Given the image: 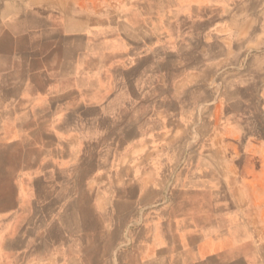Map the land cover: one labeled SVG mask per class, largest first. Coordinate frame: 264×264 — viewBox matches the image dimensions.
<instances>
[{
	"label": "crops",
	"instance_id": "0c3cea01",
	"mask_svg": "<svg viewBox=\"0 0 264 264\" xmlns=\"http://www.w3.org/2000/svg\"><path fill=\"white\" fill-rule=\"evenodd\" d=\"M111 1L114 18L98 23L0 6V187L16 189L0 211V264L97 260L103 226L49 227L40 241V203L77 187L97 218L107 203L124 221L114 264H259L207 208L221 201L202 162L215 149L200 141L215 137L218 75L264 59L249 52L264 45V0Z\"/></svg>",
	"mask_w": 264,
	"mask_h": 264
},
{
	"label": "rangeland",
	"instance_id": "374dc122",
	"mask_svg": "<svg viewBox=\"0 0 264 264\" xmlns=\"http://www.w3.org/2000/svg\"><path fill=\"white\" fill-rule=\"evenodd\" d=\"M14 1L0 0V6L4 8ZM20 1L27 3L30 10L34 8L47 10L50 6V9L60 13L65 9L70 11V18L74 22L87 19L88 23H98L99 15L103 13L108 14L111 20L115 16L111 11V0ZM9 18L10 16L6 17V20ZM121 20L125 21V17H121ZM73 44L78 45L79 41L74 40ZM249 48L250 54H255V59L258 56L264 58V45ZM221 73L214 85L218 120L215 137L213 140L200 141L201 149H215V155L202 157L204 158L202 162L215 165L213 173L209 175L219 185L216 188V195L221 201L209 204L207 208L214 214L216 221L226 225L224 227L229 228L247 245L250 260L264 264V91H258L259 79L264 77V59L256 60L255 66L241 76L233 73L231 69L224 75ZM183 158L184 163L190 161L187 156ZM197 158L200 157L194 156L193 160ZM15 190L11 186L0 187V211L11 205L8 201ZM72 191L73 194L67 203L58 201L63 198L60 189L56 191L57 203L50 205L40 203V214L43 218L39 231L41 243L45 240L44 235L49 227H55L57 233L67 228L72 232L81 230L95 233L103 226V238L98 241V245L101 243L104 251L95 253L100 254L98 259L89 260V264H114L117 254L109 250L113 244L112 233L119 231L124 224V221H118L113 217L116 205L107 203L100 205L103 211L101 214L105 217L102 221L97 218L95 206L86 203L90 197L83 195L78 187L72 188ZM48 211L50 217L54 212L50 220L47 219ZM66 213L71 217L63 219Z\"/></svg>",
	"mask_w": 264,
	"mask_h": 264
}]
</instances>
